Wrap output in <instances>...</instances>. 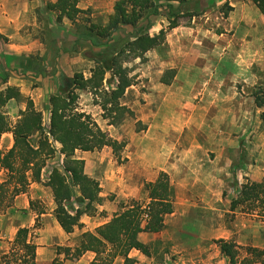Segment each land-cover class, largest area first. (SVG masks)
Wrapping results in <instances>:
<instances>
[{"label": "crops", "instance_id": "1", "mask_svg": "<svg viewBox=\"0 0 264 264\" xmlns=\"http://www.w3.org/2000/svg\"><path fill=\"white\" fill-rule=\"evenodd\" d=\"M55 1L0 0V34L7 39L6 50L20 56V59L13 62L18 66L13 68L18 69L19 64L23 66L25 61L27 64L30 56L36 55L40 57L45 68L48 65L53 66L52 72H47L45 69L33 71L27 66L20 75L12 70L16 77H9L0 87L17 86L21 94L30 97L35 105L41 97L45 98L57 90L61 74L72 76L76 68L74 66H77L79 58L83 57L82 51L77 46V42L83 40L78 38L75 22L70 21L66 16L57 21L58 11L46 7L47 3ZM114 1L110 0L113 4ZM77 7L83 10L88 9L86 16L92 22L102 24L107 23L108 16L113 11L112 4L106 10H100L94 0H79ZM235 11L243 12V7L235 6ZM154 17L150 18L151 35L166 27L162 25L161 20L158 21L159 19L156 20ZM165 20L168 22L167 19ZM122 29L130 31L131 27L122 25ZM256 31L263 43L264 32L259 28L252 27V38H255ZM208 33L205 35L210 41H206L207 38L194 37L190 27L177 25L166 32L163 43L146 52V57H149L148 63L152 64V71L149 72L151 74L140 69L141 72L136 77V81L140 79L141 86H144L143 77H147L148 93L145 96L150 97L151 93H154L153 96H158V99L163 102L183 92V95L178 97V101L186 109H181L179 113L166 112L167 117L165 115L162 120L156 117L153 121H147L146 130L140 129L136 132L134 129L127 132L124 157L129 161L128 172L119 175L108 174L107 179L103 180L101 195L111 191L116 192L118 199L116 197L115 201L123 197H136L145 182L154 181L159 172L164 171L170 178L176 198L173 206L177 208V203H191L192 194L198 192L200 188L206 194L222 184L224 163L221 164V162L229 164L232 156L238 154L241 140L245 142L241 145L245 146L246 155L243 174L251 181H260L264 177V121L255 119L252 93L251 91L246 93L247 89L255 88V83L258 81V75L253 71V66L259 65L262 67L261 70H264V60H256L253 54V43L249 44L245 40L240 42L238 35L236 40L225 42L221 40L223 33L214 31H208ZM184 37H187V40H184ZM163 46H166L164 51H162ZM92 48L95 50L94 46ZM86 58H88L87 55ZM2 65L4 66V63ZM164 69L175 71L171 83L166 85L159 82L156 88H151L148 83L157 77L159 79ZM3 75L4 72L0 69V77L5 76ZM33 83L37 85L34 86ZM139 83L130 85L124 93L126 96L129 94L130 97L128 105L126 102L124 104L132 111H136L133 108L136 97L141 95L138 89ZM170 90H176L178 93L174 96L164 94ZM78 93L82 97L83 93L88 92L79 90ZM12 100L14 99L8 100L6 105ZM82 105L81 103L79 107L86 111V105ZM177 113V118L171 117ZM135 116L134 123L146 121L150 117L148 113L141 115L137 112ZM185 128H188V134L182 136ZM193 134H200L201 137H193ZM232 134H236L235 139H231ZM111 136L117 140L120 138V135ZM75 153L84 159V170L87 172V155L92 152L76 150ZM41 176L42 181L47 179L43 178L42 174ZM115 183L119 185L116 186ZM30 188L38 196L40 193L37 189L48 188L46 190L48 192L51 190L45 185L40 187L37 182L30 183ZM24 195L25 198H23ZM52 201L54 202L53 195ZM14 207L23 211L27 210L30 207L29 197L25 193L17 195ZM108 207L110 210L102 221H98V217L91 219L87 215L81 216L80 222L84 223L82 232L93 230L110 220L111 216L117 212V204H109ZM39 217L44 224V229L48 225L60 229L61 235L64 234L67 237L64 242H69L67 241L69 235H72L74 231L64 232L53 213L45 210ZM153 235V232H140L138 239L147 244L154 239ZM37 239L40 237H36ZM36 244L38 257L40 242ZM60 244L61 242L51 238L46 245L49 252L47 261H52L57 255L52 246ZM77 244L78 242L73 245ZM94 255V252L86 251L79 260L87 257L91 261ZM129 256L135 260L143 259V253L137 249H131ZM134 264H137V261Z\"/></svg>", "mask_w": 264, "mask_h": 264}, {"label": "trees", "instance_id": "2", "mask_svg": "<svg viewBox=\"0 0 264 264\" xmlns=\"http://www.w3.org/2000/svg\"><path fill=\"white\" fill-rule=\"evenodd\" d=\"M77 1L56 0L53 4H47V7L58 11L57 21L63 16L75 21L79 14L89 11L78 8ZM155 1L115 0L107 23L99 24L86 18L82 28L84 37L96 40L102 49L91 55L94 66L90 68L88 77L81 71L74 72L72 76L62 74L57 90L48 97L47 126H44L42 111L34 106L29 97L20 118L11 124L4 107L8 100L20 99L21 94L17 87L11 85L0 89V137L5 132H11L13 137L12 146L6 152L0 150V165L7 170L9 178L24 186L16 188L14 194L24 192L30 182L42 181L41 171L56 151L54 142L60 144L59 153L63 156L61 166L52 167L43 184L52 190L54 216L66 233H71L75 227H82L80 216L94 210L95 205L103 200L98 181L85 173L84 159L77 157L75 151H94L108 146L119 159L120 151L126 144L110 136L90 113L79 107L77 91L82 89L91 92L94 104L102 109L101 115L107 124H117L126 116L134 115L120 101L126 88L134 84L137 77L136 73L132 74L133 68L125 63L136 58L144 61L145 53L163 43L166 32L176 27L178 18L185 15L180 11L168 14L167 27L152 35L146 28L136 32L134 29L139 22L153 14ZM164 1L166 7L172 8L171 1L177 0ZM252 2L264 16V0ZM122 25H129L132 30L115 39L114 35L122 29ZM168 71L173 76L175 71ZM107 72L114 80V84L108 87L103 83ZM252 96L255 106L262 108L260 118L264 121V86H257ZM32 136L37 137L35 144L31 142ZM143 188L147 193L146 203L131 198L121 205V210L115 212L110 220L95 227L93 231H83L76 246L63 247L64 258H79L86 251H92L95 255L90 264H114L116 259H120L121 264H133L135 259L129 256L131 249H137L148 256L149 245L140 241L138 234L158 231L164 227V217L173 211V189L164 171H160L154 181L145 182ZM75 189L79 192L76 200L84 204V209L69 205ZM239 205L264 217V177L260 181L247 180L240 185L237 196L230 202V209L235 210ZM29 206L37 215V223L45 208L35 209L31 199ZM35 236L32 228L19 227L8 252L1 254L0 264H36L38 245ZM217 242L228 264H264V248L247 246L244 249L245 255L239 260L238 244L226 239H218ZM52 264L64 263L54 258Z\"/></svg>", "mask_w": 264, "mask_h": 264}, {"label": "rangeland", "instance_id": "3", "mask_svg": "<svg viewBox=\"0 0 264 264\" xmlns=\"http://www.w3.org/2000/svg\"><path fill=\"white\" fill-rule=\"evenodd\" d=\"M94 2L99 6L100 10H106L111 4L113 6V3H111L110 0H94ZM47 4L53 3L49 2ZM171 4L173 7L168 8L165 6L166 1L156 0L155 7L152 9L153 14L140 21L134 30L138 32L141 29L146 28L147 32L150 34V18H153V16H155L154 19H159L158 21L161 20L160 22L162 25H166L167 27L168 22L165 19H167L168 14L180 11V13H185V15L178 18V26L190 27L194 32V37L197 36L200 39L207 38L206 41H210L205 34H209L208 31H214L216 33H223L224 35L221 40L227 42L236 40V35H238L240 42L245 40L249 44L253 43V54L255 55L254 57L256 60H264V39L262 43L257 31L255 32V38H252L251 34L252 27L259 28L264 32V16L252 0H177L173 1ZM235 6H242L243 12L235 11ZM87 13L88 12L79 14L77 19L72 21L75 22V27L78 31V38L83 40L77 42V46L82 51L81 56L83 57H80L78 65L74 66L76 67L74 72L81 71L86 77L89 76L90 68L94 66V62L91 60V55L94 51L96 52L99 49H102V46H100L96 40L84 37L82 28L84 24H86L85 20L88 18L86 16ZM163 17H165V19ZM130 31H126L125 29L118 30L115 33L114 38L116 39L120 36L123 37ZM184 38V40H187V37ZM6 40L5 37L2 35L0 36V62H2V64L4 63V66L0 63V69L5 75H3L4 77H0V87L9 77H16V75L11 72L12 70L15 71L17 75H20L23 69L26 70V66L33 71L45 69L47 72H52L53 66L48 65V67L45 68L38 55L30 56L29 62L26 64L25 61L23 66L19 64L18 69L13 68V66H18L17 63L13 62L20 59V56L15 53L11 54L6 50ZM92 46L95 47V50H93ZM164 50H166V46L162 47V51ZM53 53L56 54V52ZM86 55L88 58H86ZM146 56L145 53L144 61L136 58L125 63L133 68L132 74H139L141 72L140 69H143L145 73L152 71V64L148 63L149 57ZM55 58L56 56L54 59ZM261 68L262 67L259 65L253 66V71L258 75V81L255 83V88L257 86H264V70H261ZM168 70L171 69H164L159 79L157 77L155 80H151L150 83H154L152 85L148 83L147 79L148 85L151 88H156L159 82L161 84L169 85L174 74L172 76ZM24 74L26 73L24 72ZM146 78L147 77L145 76L143 77L144 86L140 85V79L135 81V85H138L139 83L138 89L141 92V95L136 97V104L133 107L136 110L133 111L134 115L126 116L117 124H107V120L102 118V109L98 104H94L93 95L87 90L85 91L88 93H83L82 97L79 95V106L81 103L83 104L82 106L86 105L87 110L83 111L90 113L98 125L110 136L120 135L118 140L127 141L128 135L126 134L128 131L134 129L136 132H139L140 129L146 130V127L148 126L147 121H153L156 117L159 120H162V118L165 117L166 112L168 114L170 111L173 113H179L181 109H186L183 107L182 103L178 101V97L180 95L182 96L183 92L178 94L177 97H170V99H168L169 101H166L165 99L163 102L158 99V96H153L155 95L154 93H151L152 96L150 97L145 96L148 93V89L146 88ZM61 80L62 74L60 76V82ZM103 83L106 87L114 84V80L111 78L109 72L105 74ZM33 85L35 86L37 83H33ZM255 88L247 89L246 93L247 91L253 93ZM175 93H178V91L170 90L164 94L174 96ZM48 97L49 96H46L45 98L41 97L38 104H34L37 109L42 111L44 126H47L48 124ZM27 98L26 95L21 94L20 99H14L11 103L5 105L4 110L8 115L11 124H15L20 118L21 111L26 108ZM120 101L123 104L126 102L128 105V102L130 101L129 94H127V96L123 95ZM261 111L262 108L254 107V113L256 114L255 119L258 118L261 120ZM136 112L141 115L148 113L150 117L146 121H138L139 123H134ZM178 113L173 114V116L171 115V117L177 118ZM188 131V128H185L182 136L187 135ZM189 135H191L190 132ZM235 136L236 134H232L231 139H235ZM193 137L200 138L201 135L193 134ZM36 138V136H32L31 142L35 144ZM12 143L13 137L11 132L3 133L0 137V150L6 152L12 146ZM243 143L245 142L241 140L238 154L232 156L228 165L225 162H221V164L224 163L222 184L217 185L216 187L213 186V190L206 192V194H204L200 188L198 192L192 194L191 203H177V208L173 206L172 213L164 217V227L161 230L152 231L154 233V239L147 243L149 245L150 254L148 256L143 254V259L135 260L137 261V264H228L227 257L220 251L217 242L218 239L233 240L238 244L240 246L239 260L245 255L244 249L247 246L264 248V217L256 214V212L254 213V211L249 212L244 205L237 206L235 210L230 209V202L237 196L240 185L247 180H250L243 174V169H245L244 165L246 163V155L244 152L245 146L241 145ZM54 146L56 148L55 153L47 160L46 166L41 171L43 178H47L52 167L61 166L63 156L59 153L60 144L54 142ZM89 152L92 153L87 155L88 165L87 172L85 173L98 181L101 190L103 187V180L104 178L107 179L106 176L108 174L114 173L119 175L128 172L129 161L124 157V148L120 151L119 159L108 146ZM7 174V170L0 165V256L3 252H8L10 242L12 241L16 230L19 227L26 226L32 228L35 232V242H40L38 257L36 256V264H52L53 260L49 262L46 259L48 256L47 254L49 253L47 252L48 249H46V245L51 241V238L55 239L57 242H61L60 245L52 246L57 254L54 258L59 260L63 259L64 264H90L91 261H89L87 257L82 260H79V258L65 259L62 249L65 246L74 247L73 244L79 241L83 226L75 227L73 230L74 233L69 235L67 240L69 242H64L67 237H65L63 233V235H61V232L59 231L60 229H56L51 225H48L47 228L44 229V224L40 217H38L36 223V213L30 207L27 210L25 209V211L20 210L18 207H14L15 197L25 193L29 197V200L31 199L34 201L35 209L44 207L45 210L54 215L53 210L55 203L52 201L51 190L48 192L46 191L48 188L37 189V192L40 193L38 196V194L30 188V183H33L30 182L25 186L24 192L14 194L16 188L21 189L24 188V186L23 184H17L14 179L9 178ZM46 180L47 179L37 183H39L41 187ZM115 184L116 186L119 185V183ZM78 196L79 192L75 189L73 197L69 201V205L74 208L79 207L84 209V204L79 203L76 200ZM100 196H102V202L96 204L94 210H90L87 214L84 213L81 216L87 215L91 219L93 217H98V221H102L106 217L108 210H110V207H108L109 204H117V211H120L121 205L126 204L131 198L139 199L144 203L148 201L147 193L144 188L140 190L138 196L123 197L119 201H115L117 194L113 191L108 192L105 195L100 194ZM23 198H25V195ZM174 200H176V198L173 191V202ZM108 201H111V203H108ZM36 237H40V239L36 240ZM121 263L122 261L120 259H116L114 262V264ZM254 264L262 263L257 262Z\"/></svg>", "mask_w": 264, "mask_h": 264}]
</instances>
